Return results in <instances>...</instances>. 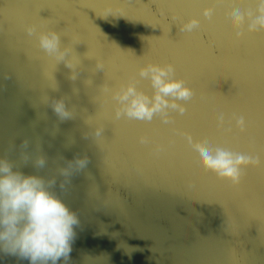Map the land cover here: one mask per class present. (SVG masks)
<instances>
[{
  "label": "water",
  "instance_id": "obj_1",
  "mask_svg": "<svg viewBox=\"0 0 264 264\" xmlns=\"http://www.w3.org/2000/svg\"><path fill=\"white\" fill-rule=\"evenodd\" d=\"M204 8L213 9L210 18ZM234 8L255 13L256 3L0 0V157L13 161L14 171L54 178L53 191L76 213L69 259L57 264H264V32H247L246 21L237 39ZM192 18L199 27L181 32ZM27 25L60 35L75 80ZM97 59L104 70L95 69ZM149 62L171 63L174 78L193 90L189 101H178L186 112L169 110V124L158 115L117 119L111 90L131 80L151 96L138 72ZM53 99H63L72 118L60 120ZM241 116L244 133L235 126ZM95 127L101 136L92 134ZM185 133L259 156L261 165L244 169L233 187L204 172ZM142 135L148 144L139 142ZM37 155L45 156L44 168L34 166ZM84 156L86 167L66 180L59 169ZM0 264L29 262L0 253Z\"/></svg>",
  "mask_w": 264,
  "mask_h": 264
},
{
  "label": "clouds",
  "instance_id": "obj_2",
  "mask_svg": "<svg viewBox=\"0 0 264 264\" xmlns=\"http://www.w3.org/2000/svg\"><path fill=\"white\" fill-rule=\"evenodd\" d=\"M255 3V13L250 10L242 12L240 8L231 11L230 23L236 30L237 39L242 36L241 29L246 21L247 32H264V0H255ZM212 12V8L203 9V15L207 18L211 17ZM197 27L199 21L192 18L181 24L179 29L181 32H191ZM25 31L29 36L35 34L38 47L58 63L63 62L66 67L72 69L69 78L76 79L75 65L68 59L71 49L61 46L60 35L56 31L51 28L37 31L34 25H27ZM95 69L104 70V63L97 59ZM138 72L140 77L149 80L153 89L152 95L148 96L140 91L131 80L127 84H121L118 89L111 90V96L118 105L114 109L117 119L123 115L129 119L151 121L154 115H158L163 123L169 124L172 123L168 115L169 110L181 115L186 112L185 105L178 101H189L194 92L183 79L174 78L175 68L171 63L161 66L149 62L140 67ZM102 87L104 91H109L107 85ZM51 107L60 120L73 116L63 99H53ZM223 125L224 115L220 114L217 127L222 128ZM235 126L241 133L245 131L243 116L235 119ZM102 132V127H95L92 134L99 137ZM184 135L195 150V159L204 172L229 182L233 187L240 185L244 169L261 165L257 156L240 154L221 146L212 147L207 140L203 143L194 142L190 135ZM138 139L141 144L150 142L147 136L142 135ZM27 146L28 141H22L21 148ZM162 150L161 145L155 146L156 153ZM21 159L26 162L29 157L22 152ZM33 163L36 168H44L46 158L37 155ZM87 163V156L74 157L73 160L67 161V167L60 168L59 172L67 180L74 170L85 168ZM13 168V161L6 156L0 157V253L27 260L29 264H57L61 259L67 262L72 250L71 243L75 238L74 226L79 225L76 213L53 191L56 184L54 178L46 180L38 175L14 171ZM60 187L63 189L64 184Z\"/></svg>",
  "mask_w": 264,
  "mask_h": 264
},
{
  "label": "snow or ice",
  "instance_id": "obj_3",
  "mask_svg": "<svg viewBox=\"0 0 264 264\" xmlns=\"http://www.w3.org/2000/svg\"><path fill=\"white\" fill-rule=\"evenodd\" d=\"M233 2V0H215V3L217 4V5H222V4H230V3H232ZM236 2H238V3H244V0H236ZM230 131V130H229ZM245 132V131H244ZM243 132V133H244ZM249 144H250V146L255 150V147H256V144H257V141H256V139L253 137V138H250L249 139V142H248ZM257 157H259V156H257ZM260 158V157H259Z\"/></svg>",
  "mask_w": 264,
  "mask_h": 264
}]
</instances>
